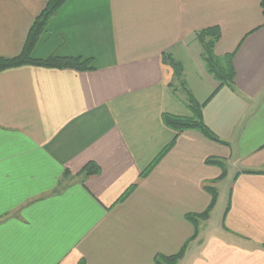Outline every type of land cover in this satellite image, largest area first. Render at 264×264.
<instances>
[{"label":"crops","instance_id":"crops-1","mask_svg":"<svg viewBox=\"0 0 264 264\" xmlns=\"http://www.w3.org/2000/svg\"><path fill=\"white\" fill-rule=\"evenodd\" d=\"M48 1L0 0V58L22 52ZM211 27L222 33L215 54H235L233 86L216 94L196 41ZM164 55L184 67L200 105L214 95L203 121L228 145L186 131L141 179L175 138L163 116H192ZM51 56L93 59L95 70L0 74V264H155L185 243L178 264H264L259 0H68L33 51ZM211 158L227 165L223 180ZM88 164L100 174H81ZM210 187L217 203L192 240L186 215L210 206ZM222 188L228 196L217 224Z\"/></svg>","mask_w":264,"mask_h":264},{"label":"trees","instance_id":"trees-1","mask_svg":"<svg viewBox=\"0 0 264 264\" xmlns=\"http://www.w3.org/2000/svg\"><path fill=\"white\" fill-rule=\"evenodd\" d=\"M68 0H49L47 5L41 14L36 18L33 25L31 26L26 42L24 44L22 52L13 58H0V74L12 69H18L22 67H40L46 69L55 70H72L76 72H90L95 70L93 59H84L81 57H58L51 56L46 59H36L33 57V51L39 42L42 34L45 32L47 25L50 20L57 15L59 10ZM262 14L264 16V0H259ZM222 33L218 27H211L204 29L196 33V41L202 47V58L206 65L208 73L219 83L217 91L215 94L224 87H232L235 78V70L233 65L234 53L228 54L224 57H218L215 54V48L218 41L221 39ZM163 63L169 65L174 70V81L171 83V87L180 85L182 87L186 97L188 106L192 112L191 117H181L174 116L171 114H165L163 116V122L166 127L176 132L174 140L164 148L163 152L156 160L150 165V167L142 172L141 179L147 178L153 169L165 158V156L170 152V150L175 145L177 135L186 131H199L203 133L210 140L216 141L223 145H228L220 141L205 125L202 117V112L205 105L213 98L209 99L204 105H200L194 98L192 92L187 88L185 81L184 67L177 62L172 56L164 55ZM178 83V84H177ZM207 164H212L218 166L222 169V174L218 180H223L227 175L226 165L223 161L217 158H211L206 161ZM81 174L85 177L95 176L100 174V169L94 164H88ZM66 178H69V173H66ZM137 186L132 187L128 190L122 197L120 202L126 201L132 193L135 191ZM206 190L211 194L212 201L210 206L201 214L186 215L189 222H191L195 227L194 236L192 240H195L199 234V224L201 222L208 221L213 211L218 198V191L214 187L206 188ZM230 206L228 204L227 211ZM187 249V243L184 244L179 253L173 256H157L155 258V264H178L180 260L183 259L185 251Z\"/></svg>","mask_w":264,"mask_h":264},{"label":"rangeland","instance_id":"rangeland-1","mask_svg":"<svg viewBox=\"0 0 264 264\" xmlns=\"http://www.w3.org/2000/svg\"><path fill=\"white\" fill-rule=\"evenodd\" d=\"M174 81V80H173ZM185 81H186V79H185ZM178 84V83H177ZM187 84V83H186ZM180 85L178 84V85H176L175 87H173V91L174 92H176L179 88L180 89H182L183 90V88L182 87H179ZM188 88V87H187ZM189 89V88H188ZM184 91V90H183ZM185 93V92H184ZM186 95V94H185ZM179 97L181 98V99H184V94H182V93H180L179 94ZM186 100H187V98H186ZM176 116V115H175ZM182 117V116H181ZM176 133V132H175ZM226 169H228L227 168V165H226ZM227 188V191H228V187H226ZM227 191L225 190V188H222V197H221V204H220V206H218V208H217V210H215V213H214V220H215V222L217 223V224H220V222H222L223 221V217H224V207H225V204H226V201H227ZM186 244V243H185Z\"/></svg>","mask_w":264,"mask_h":264}]
</instances>
